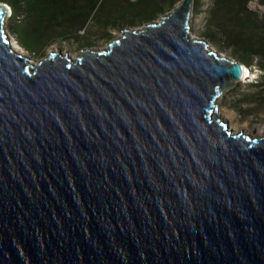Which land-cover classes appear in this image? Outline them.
I'll return each instance as SVG.
<instances>
[{
    "label": "water",
    "instance_id": "1",
    "mask_svg": "<svg viewBox=\"0 0 264 264\" xmlns=\"http://www.w3.org/2000/svg\"><path fill=\"white\" fill-rule=\"evenodd\" d=\"M193 2L35 63L0 1V264H264V124L219 103L250 68Z\"/></svg>",
    "mask_w": 264,
    "mask_h": 264
},
{
    "label": "trees",
    "instance_id": "2",
    "mask_svg": "<svg viewBox=\"0 0 264 264\" xmlns=\"http://www.w3.org/2000/svg\"><path fill=\"white\" fill-rule=\"evenodd\" d=\"M12 12L11 33L21 47L37 57L46 56L54 43H90L84 41L81 32L90 33L91 25L102 29H118L120 26L146 20L156 12L158 0H0ZM252 0H210L205 24L209 37L221 36L249 68L259 71V77L249 84L255 91L251 96L238 100L240 116L247 110L242 102L253 97L264 103V13L250 7ZM264 6V0H259ZM214 30V32L210 30ZM107 33V30H106ZM264 120L255 121V125Z\"/></svg>",
    "mask_w": 264,
    "mask_h": 264
},
{
    "label": "rangeland",
    "instance_id": "3",
    "mask_svg": "<svg viewBox=\"0 0 264 264\" xmlns=\"http://www.w3.org/2000/svg\"><path fill=\"white\" fill-rule=\"evenodd\" d=\"M182 0H158L159 7H156V12L152 13L153 15L150 17H146V20H140V22H134L130 24H126L120 26L118 29H102V27H98V25H91L90 33L81 32V37L84 41H86V37L90 38V43L86 45L85 43H77L76 41L64 42V43H54L50 48L47 49L46 55L52 51H61V53L69 54L70 56L76 58L80 55V51L91 49L92 51H100L104 50L108 47V44L119 37H121L122 29H142L146 24L157 22L161 17L170 14L174 7L177 6ZM250 7L258 11L260 13H264V6L260 3L259 0H252L250 2ZM193 14L191 16V25H192V34L191 36L203 38L209 42L210 48L218 51L223 56L229 57L235 61L242 62L236 53H234L231 49L226 47V44L221 39V36L216 35V39L214 40L212 37H209V31L205 24L206 11L210 6V0H194L193 2ZM12 12L6 19V28L8 33L11 35V40L14 43L19 44L16 41V38L11 33L10 30V22L12 20ZM214 32V30H210ZM20 46V45H19ZM21 47V46H20ZM25 52L26 56H29L33 62L37 63L43 57H37L32 55L30 52L21 47ZM45 57V56H44ZM251 75L247 76L244 80L238 81L232 88L226 90L219 99L220 103V114L226 118L231 126H233L236 130H251L256 125L255 121L264 120V103L260 101L259 98L253 97V101L248 102L242 100L245 104V109L247 110L246 116H240L236 106V102L240 99H244V97L251 96L255 89L250 87L249 84L255 81L259 76V71L250 68Z\"/></svg>",
    "mask_w": 264,
    "mask_h": 264
},
{
    "label": "bare ground",
    "instance_id": "4",
    "mask_svg": "<svg viewBox=\"0 0 264 264\" xmlns=\"http://www.w3.org/2000/svg\"><path fill=\"white\" fill-rule=\"evenodd\" d=\"M191 34H192V31H191ZM13 47H14V49H15L16 51H18L20 54L25 55V52L22 50V48H21L17 43H14V42H13ZM101 50H102V49H101ZM101 50H100V51H101ZM246 73H247V74H246L245 78H247V76L251 75L250 70H247ZM245 78H244V79H245ZM244 79H243V80H244ZM231 127L234 128L233 126H231ZM257 128L259 129V130H257V131L264 132V126H257Z\"/></svg>",
    "mask_w": 264,
    "mask_h": 264
},
{
    "label": "snow or ice",
    "instance_id": "5",
    "mask_svg": "<svg viewBox=\"0 0 264 264\" xmlns=\"http://www.w3.org/2000/svg\"><path fill=\"white\" fill-rule=\"evenodd\" d=\"M6 13L3 9H0V16H4ZM0 38H2V33H0ZM5 43H7V40L5 39Z\"/></svg>",
    "mask_w": 264,
    "mask_h": 264
}]
</instances>
